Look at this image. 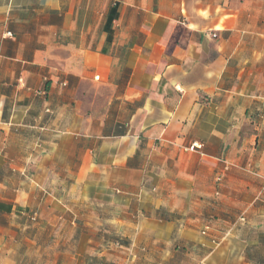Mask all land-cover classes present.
Instances as JSON below:
<instances>
[{
    "label": "crops",
    "instance_id": "0c3cea01",
    "mask_svg": "<svg viewBox=\"0 0 264 264\" xmlns=\"http://www.w3.org/2000/svg\"><path fill=\"white\" fill-rule=\"evenodd\" d=\"M0 264H264V0H0Z\"/></svg>",
    "mask_w": 264,
    "mask_h": 264
},
{
    "label": "trees",
    "instance_id": "16d2710c",
    "mask_svg": "<svg viewBox=\"0 0 264 264\" xmlns=\"http://www.w3.org/2000/svg\"><path fill=\"white\" fill-rule=\"evenodd\" d=\"M117 17V7L115 6L112 10H111V12H110V14H109V18H108V22H107V24H106V27H105V29L107 30V32L109 33V41H110V39H111V30H110V26H111V24H112V22H113V20L115 19Z\"/></svg>",
    "mask_w": 264,
    "mask_h": 264
},
{
    "label": "built area",
    "instance_id": "2783aa9c",
    "mask_svg": "<svg viewBox=\"0 0 264 264\" xmlns=\"http://www.w3.org/2000/svg\"><path fill=\"white\" fill-rule=\"evenodd\" d=\"M9 36H12L11 33H9ZM96 79H99V77L97 76ZM219 180H222V176L219 177Z\"/></svg>",
    "mask_w": 264,
    "mask_h": 264
}]
</instances>
